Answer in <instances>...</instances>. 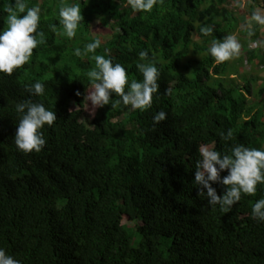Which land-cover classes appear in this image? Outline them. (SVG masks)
Listing matches in <instances>:
<instances>
[{
  "label": "trees",
  "instance_id": "16d2710c",
  "mask_svg": "<svg viewBox=\"0 0 264 264\" xmlns=\"http://www.w3.org/2000/svg\"><path fill=\"white\" fill-rule=\"evenodd\" d=\"M231 1L160 0L140 13L126 0H79L84 20L68 39L59 24L62 0H26L41 8L46 43L11 75L0 73V248L20 264H264V222L251 218L264 185L224 213L192 183L201 143L220 152L236 144L264 149V79L241 86L237 63H216L207 52L212 40L238 31ZM247 5L250 17L264 10V0ZM6 19L0 11V30ZM96 23L110 32L96 54L141 80L138 53L147 51L159 69V89L151 108L109 104L88 126L86 72L94 58L76 57L74 49L92 41ZM258 28L247 42L256 45L251 59L264 67ZM37 81L44 95L30 96L25 86ZM27 99L44 103L57 120L42 129L43 149L24 154L13 137L15 104ZM161 111L165 119L154 127ZM229 129L231 140H221L217 133ZM212 186L223 195L226 186ZM125 219L136 226L139 242Z\"/></svg>",
  "mask_w": 264,
  "mask_h": 264
},
{
  "label": "clouds",
  "instance_id": "9594fccd",
  "mask_svg": "<svg viewBox=\"0 0 264 264\" xmlns=\"http://www.w3.org/2000/svg\"><path fill=\"white\" fill-rule=\"evenodd\" d=\"M160 0H126L127 6L133 12H151ZM0 11L7 14V27L0 30V73L11 75L14 70L28 63L33 56L34 49L46 43L45 33L40 30L41 8L39 5L29 6L26 0H4ZM23 14V15H22ZM59 24L68 39L75 37L81 22L84 20L81 4L77 2L67 4L63 0L59 5ZM103 17L98 19V22ZM264 26V12L260 10L252 14L251 21ZM53 32L56 25L49 26ZM119 31V29H117ZM212 29L204 27L201 32L208 36ZM254 33L249 30L248 35ZM101 47V39L93 37L83 49L76 47L74 55L83 58L93 54L94 66L86 72L90 87L84 101L94 112L111 104L126 106L129 110L145 111L152 107L153 94L158 92V77L160 75L156 64L148 57L147 51L138 53L139 60L136 68L142 75L141 80L129 79L125 67L114 63L106 54H96ZM241 44L235 35L229 34L222 41L212 40L207 52L216 63L229 61L239 56ZM107 53V49H105ZM30 96L44 95V85L37 81L25 86ZM170 89L165 90L168 94ZM115 94L116 99H112ZM77 95H80L77 92ZM18 115L17 129L13 137L16 148L24 153L40 152L46 144L42 129L47 125L53 126L57 120L55 111L46 108L44 103L32 99L15 104ZM166 114L161 111L153 116V126L165 119ZM223 141L231 140V129L225 133H217ZM199 159L195 162L193 184L199 187V195L207 197L208 205H219L220 210L228 213L236 202L241 200L242 194L254 195L257 185H264V149L249 148L243 144L233 145L229 151L220 152L214 147L201 143L198 145ZM227 170V175L221 172ZM213 182L226 186L223 195H218L212 186ZM206 189V191H205ZM251 218L257 222H264V198L258 199L251 207ZM0 264H20L12 255L0 248Z\"/></svg>",
  "mask_w": 264,
  "mask_h": 264
},
{
  "label": "rangeland",
  "instance_id": "374dc122",
  "mask_svg": "<svg viewBox=\"0 0 264 264\" xmlns=\"http://www.w3.org/2000/svg\"><path fill=\"white\" fill-rule=\"evenodd\" d=\"M44 0H39V4L43 3ZM248 0H232L230 2V9L233 10L236 15L238 16V19L240 21L238 31H236L233 35L236 36L238 41L241 44V50L239 56L229 60L230 64L229 67L237 63L239 74L236 75L239 79V83L241 86H244L246 83V80H256L255 86H260V84L263 83L264 79V67L258 65L259 59H251V55L253 52V48L256 45H254V42H247L250 40V36L248 35L249 30H253L255 27H259V48L262 47L264 48V26L257 25L255 23H249L251 21V17L249 15L250 9L247 5ZM257 10H260L261 12H264L263 9L257 8ZM93 37H99L101 39V42H106L110 39V32L108 29L103 28L100 24L96 23L94 25V28L91 32V38ZM90 38V39H91ZM262 54V51H261ZM261 56V55H260ZM236 71V68L232 67L230 69L231 73H234ZM235 77V76H234ZM89 106L87 107V102L86 106L84 109V117L83 121L88 125L92 126V122L94 120L95 114L97 112V109L93 112L91 109V103L90 101L88 102ZM77 109L75 106H73V110ZM123 225H126L127 227L131 228V231L134 232V237L133 240L134 242H139L140 241V235H136V226L134 224H131L127 219H125L122 222ZM170 241V240H169ZM168 241V242H169Z\"/></svg>",
  "mask_w": 264,
  "mask_h": 264
}]
</instances>
